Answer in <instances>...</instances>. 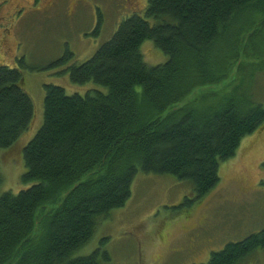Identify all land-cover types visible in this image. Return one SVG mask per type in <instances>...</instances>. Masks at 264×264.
<instances>
[{
  "label": "trees",
  "instance_id": "obj_1",
  "mask_svg": "<svg viewBox=\"0 0 264 264\" xmlns=\"http://www.w3.org/2000/svg\"><path fill=\"white\" fill-rule=\"evenodd\" d=\"M145 39L164 63L144 62ZM262 70L264 0H147L144 16L124 18L69 69L73 83L93 81L106 92L44 85L43 122L22 150L21 179L32 184L0 195V264L107 262L101 248L72 255L125 204L138 170L187 180L194 197L182 204L199 201L218 183L220 163L264 126V107L248 92ZM33 120L21 72L0 65V147ZM258 248L264 229L200 264H238Z\"/></svg>",
  "mask_w": 264,
  "mask_h": 264
},
{
  "label": "rangeland",
  "instance_id": "obj_2",
  "mask_svg": "<svg viewBox=\"0 0 264 264\" xmlns=\"http://www.w3.org/2000/svg\"><path fill=\"white\" fill-rule=\"evenodd\" d=\"M146 5L147 0L0 1V65L21 72L34 105L29 130L13 145L0 147V195L17 194L32 184L21 179L26 171L22 150L43 122L44 85L62 87L67 94L106 92L93 81L73 83L69 69L89 59L124 18L144 16ZM66 52L71 58L60 62ZM140 53L148 66L167 60L150 39L141 43ZM248 92L264 107V70ZM218 173L209 193L184 205V198L194 197L187 180L138 170L125 204L112 209L72 256L101 248L109 256L101 264H200L226 244L264 229V126L242 139ZM238 264H264V248Z\"/></svg>",
  "mask_w": 264,
  "mask_h": 264
},
{
  "label": "flooded vegetation",
  "instance_id": "obj_3",
  "mask_svg": "<svg viewBox=\"0 0 264 264\" xmlns=\"http://www.w3.org/2000/svg\"><path fill=\"white\" fill-rule=\"evenodd\" d=\"M1 1V0H0ZM21 7H24V6H21ZM21 7H18L15 11H14V13H13V15L15 14V12L19 9V8H21Z\"/></svg>",
  "mask_w": 264,
  "mask_h": 264
}]
</instances>
